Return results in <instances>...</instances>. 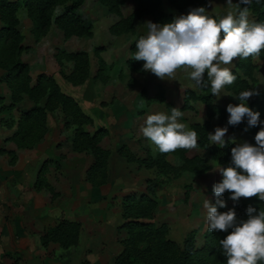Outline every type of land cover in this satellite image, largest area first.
<instances>
[{
    "label": "trees",
    "instance_id": "trees-1",
    "mask_svg": "<svg viewBox=\"0 0 264 264\" xmlns=\"http://www.w3.org/2000/svg\"><path fill=\"white\" fill-rule=\"evenodd\" d=\"M83 0H0V67L6 71L5 83L9 88L10 102L7 105L12 107L20 100L21 94H26L34 105L25 110H21L15 119V127L9 138L17 147L30 148L40 139L45 131L46 111L59 107L65 120L64 126L69 123L74 125L70 138V146L73 151L88 150L92 157V163L85 169L84 178L93 186L101 184L106 177V160L108 150L99 145L100 138L106 133V128L102 125L96 127L92 132L84 130L83 125L92 122L91 117L86 114L78 105L76 100L69 94L63 92L55 80L43 72L35 76L33 83L30 82L28 66L20 59V51L23 49L21 44V34L16 28L17 18L16 9L23 5L26 13L31 20V32L34 38L44 35L48 26L53 22L61 29L64 37L70 35H89L90 28L86 26L76 13V8ZM106 7L109 12L118 16L117 20L108 26L110 33L119 34L133 30L132 20L142 14L151 15L154 22L158 24L169 23L173 20V14L162 8L160 0H134L136 7L127 15H122L119 10V4L122 0H98ZM175 7L180 15H187L192 8L202 7L206 0H168ZM62 5V11L52 17L54 6ZM244 7L243 5L240 6ZM249 12L254 22H264V0H252L249 6ZM208 16L215 19L213 13L207 12ZM140 36H146L138 33L129 45V50L134 55L136 48L135 42ZM100 46L93 48L97 53ZM125 59L127 67L132 71H143L140 62L133 57ZM53 57L59 65V72L63 78L71 84H79L84 81L88 74V55L85 50H64L56 48ZM62 60H71L72 68L68 72H63L61 66ZM107 65L100 57L97 61L95 76L104 78V72ZM254 64L251 57L248 59H237L234 68L231 71L236 75V81L227 85L225 88L232 91L235 96L239 92L250 89V81H253L252 69ZM205 79H207L205 74ZM157 93L152 97H147V101H163V90L158 85ZM254 102L257 111L260 113L264 127V90L259 92ZM198 99L204 104L205 116L207 117L201 123L194 124L193 130L198 133V147L206 149L208 155L214 159L221 167L231 165V148L236 144L228 143L226 147L220 148L208 140L207 128L208 118L216 116L222 123L226 122L225 110L222 106L216 104L212 99L210 84L207 89H200L196 93L193 89H183V102L181 107H189V99ZM43 99L40 105L38 101ZM167 110L171 113L172 104L164 102ZM12 120H4V124L10 125ZM240 125V124H238ZM230 127H236L231 126ZM228 141V138H225ZM178 150L176 153L182 160L179 166H173L168 163L164 154L156 152L155 155L146 154V156L136 157L125 145L118 148L119 154L128 161H135L138 166H154L158 172L172 173V176L178 175L182 170H188L194 173L202 172L207 165L204 159L197 156L187 157L184 152ZM10 160L13 159L12 151L7 150ZM42 165L37 171L34 189L46 187L51 194H54L52 187L42 180ZM154 183L147 179L146 190L138 194L127 193L121 196L120 216L122 218L121 227L124 228L125 235L119 239L121 244L120 251L114 256L113 264H227L226 257L223 254L222 247L219 244L229 232H211L206 227L203 232V241L201 246L194 247L193 234L189 233L183 239L179 246L174 240L166 236L167 226L165 223H154L151 220L156 200L152 196ZM252 205L259 210H264V202L258 198H241L236 202L237 220H246L245 209ZM228 211V210H223ZM80 224L76 220L64 217L58 218L52 225L39 231V243L46 247L48 242H57L63 248L69 247L77 242ZM0 264H4L0 261ZM12 264H18L12 262Z\"/></svg>",
    "mask_w": 264,
    "mask_h": 264
},
{
    "label": "crops",
    "instance_id": "crops-1",
    "mask_svg": "<svg viewBox=\"0 0 264 264\" xmlns=\"http://www.w3.org/2000/svg\"><path fill=\"white\" fill-rule=\"evenodd\" d=\"M87 1L83 0L78 5L76 13L79 14L86 26L90 25V35L82 34L64 37L61 29L51 20L45 34L35 39L31 32V20L26 13L25 7L19 5L15 14L17 18L16 28L22 37L21 44L23 49L20 51V59L28 66L30 82L33 83L35 76L40 72L50 75L63 92L71 95L76 100L80 108L91 117L93 122L95 118H98L96 117L97 115L103 114L100 112L108 109L109 105H96L97 107H91L89 105L93 96H96L98 93H96L97 89L93 82L96 65L91 56L92 49L90 52L86 46L87 39H92L95 30L99 29L104 32V36L109 35V37L120 36L123 33L116 35L110 33L108 30L109 24L118 18L116 14L109 12L98 0H95L93 3H90L92 1L90 0L89 4H86ZM160 1L162 8L173 14V19L179 16V12L172 8L168 0ZM207 1L203 4L205 8ZM223 1L225 2L227 0ZM123 2L119 4V10L122 15H127L136 7V4H129L130 7L128 6L129 8L126 9ZM61 11L62 5H55L52 17ZM206 11L210 12L208 8H206ZM87 13L88 18H85L84 15H87ZM210 13H213L217 20L225 15L221 10L211 11ZM144 16L152 19L151 15L142 14L139 17H134L132 20L135 35L138 33L144 34V29H139V21L144 22ZM98 26H102V28ZM93 27L94 29H92ZM112 41L114 42V40ZM56 48H62L67 51L82 49L87 52L88 74L82 83L71 84L62 77L59 72L60 67L53 57V52ZM103 56V53H100V57L104 59ZM62 61L63 64L66 63V70L63 72H68L72 68V61ZM5 75V69L0 67V252L3 250H16L20 264H63L64 262L58 261L53 256L51 259L47 254H44L45 247L39 243V231L52 225L60 217L71 220L75 219L73 218L76 216L75 211H66L67 204L71 205L74 203L77 205L89 201L94 202L96 205L92 209L91 214L97 220L100 216V210L97 205L100 202L109 201L113 205L107 209L111 210L114 220H110L109 218L106 222L103 220L102 223L106 227V232L99 234L101 237L100 241H102L100 248L96 246L92 247L96 244V240H94L96 235L102 230L99 228L98 225L100 224L97 222L95 228L90 226V231L85 230L87 231L86 235H88V238L83 241V250L77 254L74 261L72 259L70 264H82L81 259L83 257L90 264H113L114 256L121 249V244L118 243L113 234L122 222L120 216L121 196L127 193L138 194L144 192L145 179L148 177L147 174H144V167L136 165L133 161L126 160L124 156L119 154L118 146L124 144L134 156H144V144L142 148V143L140 142L143 135L142 133L135 135L133 132L134 129L139 131L140 124L137 122L144 120V109L147 111L157 103L153 100L146 103L144 95H140V93L136 98V93H132L135 88L129 89L131 93L128 94L126 99L120 100L122 102L121 108L118 104L119 100L115 99V104L110 109L115 114L112 119L108 120V123L116 124L118 128L115 125H112V129L106 126V134L99 140V145L108 150L106 177L101 184L93 186L84 178L85 169L92 163L93 157L88 151H73L70 142L68 143V140L64 141L65 138H62L63 130L62 128L59 129L61 126L59 121L62 115L59 107L46 112L45 131L42 137L32 147H17L9 138L15 127L17 113L30 108L34 105V102L23 93L21 94L20 100L14 106L8 107L10 95L9 88L4 80ZM106 83L108 81L100 84V87L103 88ZM136 84L137 77L134 83H130V85ZM133 110L135 114H131ZM9 114L10 119H6ZM53 114L55 115L54 117ZM107 114L109 115V112ZM99 119L98 121H100ZM4 120H12L13 123L11 122L10 125H6L4 124ZM134 135L135 137H133ZM104 142L106 145L103 144ZM7 150L12 151L13 159L10 160V155L7 153ZM55 161L58 164V171L55 175H52L49 173ZM42 165L46 169L44 172L46 182L54 188V191L58 192L57 195L53 196L54 198L46 187H40L39 189H34L33 187L37 171ZM185 173L193 174L188 171L181 172L184 175ZM204 189H207V187ZM204 194L202 192L200 198L204 196L208 197V195ZM157 206L158 203L154 207V215ZM115 220L116 222H114ZM82 227L83 224L80 223L78 239L75 245H78L82 239L81 237H83ZM204 229L200 231L201 234L199 233V236H197L198 231L194 229V241L198 242V237L200 238L202 236ZM90 232L93 234H90ZM92 241H95V243H91ZM55 244L57 243L48 242L46 246ZM38 246L41 247V252ZM84 252H86V256ZM45 257L46 259L44 260L43 258Z\"/></svg>",
    "mask_w": 264,
    "mask_h": 264
},
{
    "label": "clouds",
    "instance_id": "clouds-1",
    "mask_svg": "<svg viewBox=\"0 0 264 264\" xmlns=\"http://www.w3.org/2000/svg\"><path fill=\"white\" fill-rule=\"evenodd\" d=\"M251 3L252 0H238L237 11L229 10L218 20L208 16L202 6L162 25L147 21L144 23L147 35L136 40L133 59L143 61V71L161 80H176L177 72L183 70L194 88L203 90L210 84L211 94L219 98L224 88L237 79L228 65L237 59L259 58L264 51V22L249 20ZM208 4L211 7L212 0H208ZM227 4L232 6L233 0H227ZM259 94L254 87L234 96L240 103L227 105L228 125L236 126L245 118L248 127L261 124L260 113L246 103ZM183 115V111L175 107L170 114H150L140 132L161 154L195 150L198 133L179 122ZM227 133L228 127L218 126L214 134H208V140L220 148L228 143L236 146L231 148V165L215 168L222 176L213 186L217 197L215 204L208 199L203 201L207 228L211 232L231 229L219 241L227 264H264V210L257 212L255 207L248 205L245 209L248 218L239 221L235 207L224 212L218 210L227 207L226 201L220 199L226 192L234 203L241 198H258L264 202V127L256 133L255 145L237 144L235 136L226 141Z\"/></svg>",
    "mask_w": 264,
    "mask_h": 264
},
{
    "label": "rangeland",
    "instance_id": "rangeland-1",
    "mask_svg": "<svg viewBox=\"0 0 264 264\" xmlns=\"http://www.w3.org/2000/svg\"><path fill=\"white\" fill-rule=\"evenodd\" d=\"M89 1L90 0H88L86 4H89ZM93 2H95V0L90 1V3H93ZM122 2L126 9L130 7L129 4H136L133 0H122ZM237 2L238 0H233L232 6H229L227 4V1L224 2L223 0H212V6L209 7L208 1H207L206 8H208L210 12L221 10L226 15L229 10L233 12L237 11V7H236ZM172 8L175 9L174 6H172ZM84 17L88 18V13L87 15H84ZM252 18L253 17L250 14L249 20L251 21ZM151 20L153 19H151L150 17L144 16V22L139 21L140 23L139 29H144L145 35H147L148 29L144 23L147 21H151ZM151 22L156 23L154 21H151ZM98 27L102 28V26H98ZM92 29H94V27ZM121 33H119L121 34L120 36L109 37V35L104 36V32L99 29V30H95V34L92 39L91 38L87 39L86 46L88 47L89 51L92 49L91 56L95 62V65L97 66V61H98V58L100 57V53H103L104 59L101 57L100 58L104 60V62L106 61L105 63L107 65L105 72H104V78L100 76H95V71H94V74H93L94 81L93 82L95 83L94 86L97 89L96 93L98 94L96 96H93L89 105L91 107H97L96 105L98 106L99 105H104V106L109 105V106H108V109H106L104 112H100V113H103L102 115L96 116L100 118L99 119L100 121H98V118H95V120H93V122H91L90 124L83 125L84 130L88 132H92L96 127L100 125H104L105 128L106 126H108L111 129H112V125H115L118 128L116 124L108 123V120L112 119V117L115 114L114 111L113 112L110 111V109L115 104V99L119 100L118 104L121 108L122 102L120 100L126 99L128 94L131 93L129 89L135 88V90L133 89L134 92L132 93H136V98L139 96V93L140 95L143 94L145 102L149 103V101H147L146 98L152 97L157 93L158 85L163 90L162 95H163L164 100L163 101L153 100L157 104H155L154 107L150 108L147 111H145L144 109V120H140L137 122L140 124L139 131H137V129H134L133 134L136 135V134L141 133L140 132V128L142 126L141 124H144V121L146 120V117L148 115L155 114L158 112L170 114V112L167 110L164 104L165 101L170 102L173 107L179 108L181 111H183L184 115L180 118L179 122L186 124L189 129L193 130L194 124L201 123L202 121H204L207 117L205 116L204 104L200 100L190 98L189 99L190 106L181 107L182 102H183L182 100H183V89L184 88L193 89L196 93L200 92V89L193 87V82L189 78H187V73L183 70H180L177 72L176 80L169 81V80H161L158 77H156L154 74H152L151 72L130 70L128 67H126L127 65L125 63V59L132 56V53L129 50V45L132 42V40L135 38L136 33L134 30L127 31V32H121ZM112 40H114V42ZM106 41H109V42H106ZM96 46H100L97 53L93 51V48ZM251 60H252V63L254 64V67L252 69V75H253L254 80L250 81L249 90L255 87L256 90L260 92L261 90H264V51L261 52L259 58L251 57ZM236 61L237 60H235L232 64L228 65V67L230 69L234 68V64ZM140 62L143 67L144 62L143 61H140ZM61 69L63 71L66 70V63L62 64ZM135 72H139V73H135ZM136 77H137V84H136L137 87L136 85H130V83L132 84L134 83V80L136 79ZM106 81H108L109 85L108 83H106L103 88L100 87V84H103ZM234 96H235L234 93L226 88H224L219 98L212 95L213 101L216 104L224 108L226 122L225 123L220 122L216 116L209 117L207 136L210 133L214 134L215 128L218 126L228 127V133L226 134L225 138L229 139V137L235 136L237 144L248 142L252 145H255L256 142H255L254 137L256 133L260 130V128L263 127V122L261 120V117H260L261 124L255 127H248L247 118H245L244 121L240 123V125H237L236 127H230L227 123L228 118H229V113L226 110L227 105L229 103L233 105H237L240 103V101L236 99ZM256 97L258 96H253L252 98L246 101L247 105L253 111H257V106L254 102ZM42 103H43V99H40L38 101V104L41 105ZM107 112H109V115L107 114ZM18 113H17V116H18ZM131 114H135L134 110L131 111ZM54 116L55 115L53 114V117ZM7 118L10 119V114L8 117H6V119ZM64 120H65L64 116L61 115V120L59 121L61 123V126L59 129L62 128L63 130L62 138L63 139L65 138L64 141L68 140V143H69L74 125L72 123H69L67 126H64L63 125ZM245 128H247V131H245ZM135 135L133 137H135ZM140 142L142 143V148L144 144V156H146V154H150L153 156L158 151L155 149V146L152 145L151 142L147 140L146 138L142 137V139H140ZM103 144L106 145L105 142ZM84 151H88V150H84ZM184 154L187 157L197 156L199 158L204 159V162L207 165V167L205 168L204 171L198 172V173H194L188 170H182V171L191 172L193 174L185 173L184 175V174H181L182 172L181 171L176 176H172L171 175L172 173L158 172L154 166L144 167V174H147L148 176L145 179L144 192L146 190V181L147 179H149L154 183L152 196L155 198L156 204L158 203L155 215L152 213L151 220L156 224H159L160 222H163L166 224L167 226L166 236L171 238L172 240L176 242V244L181 246L183 239L187 237L190 232H192L194 247H199L201 246L202 241H203V234L200 238L198 237L199 239L198 242L194 241V229L198 231L197 236H199L201 234L200 231H202L207 226L206 210L203 208V201L205 199H208L211 203L215 204L217 197L214 195L213 186L215 183L219 182L222 179V176L219 173V171L215 170V168L220 165L208 155L206 149L198 147L195 150H191V151L186 150ZM164 158L168 163L172 164L173 166H179L182 163L181 158L176 153L164 154ZM43 168L44 169L42 171V180L46 182V178L44 175V172L46 171L45 166ZM57 169H58V164H57V161H55V164L52 165V169L49 174L55 175L56 172L58 171ZM205 187H207V189H204ZM52 189L54 192V194H52V197H53L57 195L58 192L54 191L53 187ZM202 192L205 193L204 195H208V197L204 196L205 198L204 197L200 198ZM229 196H230V193L226 192L222 197H220V199L226 201L227 207L219 208L218 209L219 211L222 212L225 209L229 210L233 207H236V202L234 203L231 199H229ZM71 205L69 204L66 205V211H69V212L75 211L76 216L74 217L72 216V217L75 218L73 220L78 221L79 224L80 223L83 224V227H82L83 237L84 235L87 234L86 233L87 231H85L86 229L90 231L89 230L90 226L95 228L97 225V222L100 224L98 226L102 230H100L98 232V235H96L94 239L96 240V244L92 246V247L96 246L100 248L101 246L100 243L102 241H100L101 237L99 234H104L106 232V227H104V224L102 222L103 220L104 222H106L108 218L110 220L112 219L114 220V217L111 214V210L107 209L109 206L113 205L112 202L105 201V202H100L97 205L98 209L100 210L99 212L100 216L97 220L95 216L91 214L92 209H94L96 205L94 202L89 201L86 203H79L77 205L73 203ZM115 218H116V215H115ZM114 222H116V220ZM120 225L113 232L114 237L118 241V243H120L119 239H121L125 235L124 228L121 227ZM109 229L111 230L110 226H109ZM119 229H121L122 231ZM90 234H93V233L90 232ZM83 237H81L82 239L78 245H75L76 244L75 243L73 245H70V247H66V248L61 247L60 245H58L57 242H56L57 244L55 245H51V246L49 245L48 247L46 246L44 248L45 251L43 249L44 254H47V256H49L51 259L53 256L55 259H58V261L64 262L63 264H70L72 259L74 261V259L77 257V254H79L81 250H83L82 244H83V241L86 238H88V235H86L84 238ZM97 240L99 241L97 242ZM91 243H95V241H92ZM38 248H39V251L41 252L42 250L41 247L38 246ZM85 253L86 252H84V254ZM17 254L18 252L16 250H12V251L3 250L2 252H0V261L4 264H12V262H17L18 264H20L19 259H18L19 256ZM83 258L81 259L82 264H90L88 261H86ZM43 259L45 260L46 257Z\"/></svg>",
    "mask_w": 264,
    "mask_h": 264
}]
</instances>
